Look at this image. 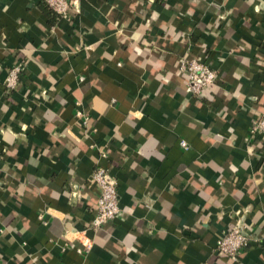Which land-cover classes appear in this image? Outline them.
Returning <instances> with one entry per match:
<instances>
[{"label": "crops", "instance_id": "obj_1", "mask_svg": "<svg viewBox=\"0 0 264 264\" xmlns=\"http://www.w3.org/2000/svg\"><path fill=\"white\" fill-rule=\"evenodd\" d=\"M189 56L220 78L202 97L179 68ZM257 117L264 0H77L67 18L0 0V264H264ZM97 167L123 215L96 230ZM241 215L251 244L217 256Z\"/></svg>", "mask_w": 264, "mask_h": 264}, {"label": "built area", "instance_id": "obj_2", "mask_svg": "<svg viewBox=\"0 0 264 264\" xmlns=\"http://www.w3.org/2000/svg\"><path fill=\"white\" fill-rule=\"evenodd\" d=\"M154 3L158 0H146ZM49 6L58 18H67L72 8L76 6L77 0H42ZM179 68L186 78L190 92L196 97H202L203 94L219 85L220 78L218 72L203 57H187L180 61ZM24 70V65L14 66L6 79L5 85L8 91L16 90L20 85L19 74ZM78 121L82 126L87 125L88 118L83 112L76 114ZM264 134V117L253 119L251 126V136ZM184 148L188 149L187 143L182 142ZM105 156L104 153H101ZM90 187L98 189V202L95 218L91 227L100 229L107 223L120 218L123 215V209L120 205V196L118 183L115 177L108 169L97 167L90 179ZM41 220L45 223L44 218ZM47 224V223H45ZM251 244V229L245 216L241 215L235 220L231 227L223 232L218 240L214 253L217 256L228 258L232 261H238L242 252ZM83 254V250H78Z\"/></svg>", "mask_w": 264, "mask_h": 264}, {"label": "trees", "instance_id": "obj_3", "mask_svg": "<svg viewBox=\"0 0 264 264\" xmlns=\"http://www.w3.org/2000/svg\"><path fill=\"white\" fill-rule=\"evenodd\" d=\"M49 7V6H48ZM50 8V7H49ZM51 9V8H50ZM52 10V9H51Z\"/></svg>", "mask_w": 264, "mask_h": 264}]
</instances>
